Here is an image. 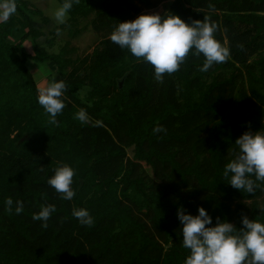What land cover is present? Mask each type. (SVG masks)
Wrapping results in <instances>:
<instances>
[{"label": "trees", "instance_id": "obj_1", "mask_svg": "<svg viewBox=\"0 0 264 264\" xmlns=\"http://www.w3.org/2000/svg\"><path fill=\"white\" fill-rule=\"evenodd\" d=\"M160 1L139 0L148 9ZM16 3L17 12L0 23V264H185L178 208L195 215L203 206L213 225L219 217L238 228L244 215L264 217V190L242 193L223 176L235 140L264 130V0H174L168 11L185 21L210 16L231 54L201 72L204 57L190 53L163 83L153 66L110 40L120 22L143 14L135 0L73 5L65 24L92 15L102 37L83 68L70 56L73 48L39 46L45 33L32 16L50 19L24 0ZM30 61L53 63L68 86L56 124L38 103ZM81 109L87 124L75 119ZM157 125L167 131L153 133ZM62 164L75 170L71 201L47 183ZM16 201L24 205L20 214ZM47 204L57 211L42 227L32 215ZM78 208L89 210L92 227L72 215Z\"/></svg>", "mask_w": 264, "mask_h": 264}, {"label": "clouds", "instance_id": "obj_2", "mask_svg": "<svg viewBox=\"0 0 264 264\" xmlns=\"http://www.w3.org/2000/svg\"><path fill=\"white\" fill-rule=\"evenodd\" d=\"M79 0H64L55 12V21L64 24L69 11ZM17 12L16 0H0V23H7ZM218 25L210 16L185 21L178 14L166 11L163 15L143 13L133 20L120 22L110 34L112 43L120 49H127L138 61L148 63L154 68V79L164 82L165 74L177 72L185 58L191 53L203 56L201 72L218 63H224L230 56V49L216 37ZM68 86L63 79L54 78L45 87L38 88V103L50 116V123L56 124V117L65 108V93ZM75 119L82 124L90 122L85 109L79 110ZM162 125L153 128V133L166 132ZM233 157L225 164L223 176L235 189L245 194H254L257 189L264 190V130L245 131L235 140ZM75 170L68 164L54 169L47 183L61 194V198L71 201L75 196L72 188ZM6 210L11 212L12 198L5 201ZM24 210L22 201H16L15 213ZM57 211L54 204H47L32 215L34 221H47ZM264 214V209H260ZM72 215L84 226L92 227L93 216L86 208L73 209ZM178 219L182 225V246L189 255L185 264H264V217L241 218L242 227L232 222L220 220L213 225V217L203 206H198L197 214L178 208Z\"/></svg>", "mask_w": 264, "mask_h": 264}, {"label": "rangeland", "instance_id": "obj_3", "mask_svg": "<svg viewBox=\"0 0 264 264\" xmlns=\"http://www.w3.org/2000/svg\"><path fill=\"white\" fill-rule=\"evenodd\" d=\"M29 5H34L37 7L40 11H42L43 16L50 19V23H45V20L40 15H34L33 17V23L35 26L43 30L45 33V36L43 38H39L37 40V44L41 46L42 48L50 51L58 53L60 52L61 48L65 45L69 46V48H73V52L70 54V56L74 59L78 58L80 60L78 66L80 68L85 67V65L90 61L91 56L93 55L94 50L100 46V41L102 39L101 35L97 34L93 28L91 27V19L92 15L89 17H78L76 23L74 26H71L70 24H65L69 18V13L66 18V22L64 23L65 26L62 28H59L62 26V24H59L55 21V12L56 10L62 6L59 0H24ZM157 1V0H156ZM174 0H161L157 7L148 9L145 8L143 4L139 2V0H135L136 3H138L142 8V13H156L159 12L162 15L170 9L171 4ZM57 28L55 32L52 34V30L54 28ZM76 29H79V32L72 36L70 33L71 31H75ZM22 34V33H20ZM19 34V35H20ZM48 38L53 39L52 45L47 43ZM16 39V38H15ZM12 41H15L11 38ZM28 51L34 52L35 45L33 42L27 41L25 44ZM31 68L35 74V78L38 81V85L40 87H45L49 81H51L53 78L55 80H59V75L57 74V68L53 63H46L42 64L40 62L36 61H30ZM86 91L81 92V96L84 97L87 93ZM233 112V111H232ZM228 117V115H227ZM128 154L129 158L133 160L134 155V148H128ZM140 169H144V167H140ZM181 228L179 227L176 230V234L181 233Z\"/></svg>", "mask_w": 264, "mask_h": 264}, {"label": "water", "instance_id": "obj_4", "mask_svg": "<svg viewBox=\"0 0 264 264\" xmlns=\"http://www.w3.org/2000/svg\"><path fill=\"white\" fill-rule=\"evenodd\" d=\"M123 84H124V80L121 81L120 88L123 87Z\"/></svg>", "mask_w": 264, "mask_h": 264}, {"label": "crops", "instance_id": "obj_5", "mask_svg": "<svg viewBox=\"0 0 264 264\" xmlns=\"http://www.w3.org/2000/svg\"><path fill=\"white\" fill-rule=\"evenodd\" d=\"M44 37V36H43ZM43 37H41V38H43ZM40 87V86H39Z\"/></svg>", "mask_w": 264, "mask_h": 264}]
</instances>
